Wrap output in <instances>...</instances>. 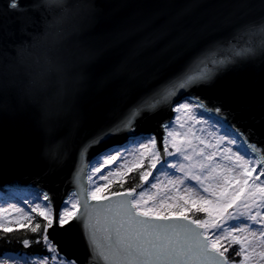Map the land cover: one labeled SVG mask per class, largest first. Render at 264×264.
I'll use <instances>...</instances> for the list:
<instances>
[{
  "label": "water",
  "instance_id": "water-1",
  "mask_svg": "<svg viewBox=\"0 0 264 264\" xmlns=\"http://www.w3.org/2000/svg\"><path fill=\"white\" fill-rule=\"evenodd\" d=\"M72 2L90 7L59 34L47 26L43 9L31 7L33 0H20V11L0 0V192H49L56 211L86 183L87 171L81 175L77 164L82 143L189 62L226 53L235 30L264 16V0ZM61 90L65 98L59 104L55 97ZM187 95L200 97L209 109L220 107L229 124L264 148V57L181 92L173 104ZM174 116L170 106L145 113L135 134L154 135L161 146L163 125ZM127 135L92 149L89 158L125 145ZM49 236L66 258L89 264L77 221L49 229Z\"/></svg>",
  "mask_w": 264,
  "mask_h": 264
},
{
  "label": "snow or ice",
  "instance_id": "snow-or-ice-1",
  "mask_svg": "<svg viewBox=\"0 0 264 264\" xmlns=\"http://www.w3.org/2000/svg\"><path fill=\"white\" fill-rule=\"evenodd\" d=\"M23 7L20 0H8L10 10ZM31 7L43 9L47 26L63 34V25L82 17L90 5L33 0ZM245 37L242 46L234 45ZM227 45L226 53L211 60L186 64L82 143L77 164L81 175L87 171L86 183L68 195L61 210L54 209L53 196L46 191L35 193V201H22L26 207L0 204V235L21 230L36 234L35 240L24 238L22 244H42L48 253L25 264H76L49 236V229L72 221L84 231L89 264H237L235 257L240 258L238 264H264V148L250 143L221 115L220 107L209 109L200 97L187 95L173 104L181 92L209 85L226 69L264 57V16L235 30ZM64 98L62 90L55 97L59 104ZM164 106L177 116L176 126L163 125L167 135L161 139V152L156 136H138L135 129L145 113ZM210 112L214 124L204 118ZM181 114L186 117L183 123ZM122 134H128L129 144L89 158L92 149ZM58 154L54 148L53 158ZM138 170V184L107 194L109 177L119 178L122 187ZM229 249H234L232 257Z\"/></svg>",
  "mask_w": 264,
  "mask_h": 264
},
{
  "label": "trees",
  "instance_id": "trees-1",
  "mask_svg": "<svg viewBox=\"0 0 264 264\" xmlns=\"http://www.w3.org/2000/svg\"><path fill=\"white\" fill-rule=\"evenodd\" d=\"M145 165L147 167V161H145ZM146 170V169H145ZM141 170H138L137 172L131 173L128 177H126V182L123 183V186L121 187L120 180L117 177L111 178L110 180L112 183L109 185L108 193L111 194V192H123L127 189L135 186L139 183L138 173ZM147 187V185H145ZM139 191V189H137ZM5 196V193L0 192V198H3ZM37 221H42V218H37ZM36 221H34L35 223ZM24 238H28L31 240H35L37 238L36 234L32 233H24L23 230L16 234H9L8 236H2L0 235V260H8L9 264H13L11 260L6 259L7 254H14L17 257L25 258L26 261L31 260L36 255H48V253L45 251L44 246L42 244H35L33 243L31 247H24L22 244V240ZM234 249H229L228 255L232 257V252ZM239 257H235L236 261H239Z\"/></svg>",
  "mask_w": 264,
  "mask_h": 264
},
{
  "label": "rangeland",
  "instance_id": "rangeland-1",
  "mask_svg": "<svg viewBox=\"0 0 264 264\" xmlns=\"http://www.w3.org/2000/svg\"><path fill=\"white\" fill-rule=\"evenodd\" d=\"M176 116H177V113H175V116H174V118L172 120L173 126H176L175 123H174ZM204 118L208 119L209 123H213V124L215 123V117H211V116L205 115ZM185 119H186V117L183 114H181L180 122L183 123L185 121ZM197 127H200V126L198 125ZM216 127L219 128L220 125H216ZM223 132H224V128H221L220 129V133L223 134ZM166 135H167V133H166ZM126 144H129V142L126 143ZM130 146L134 147V145H130ZM170 150H171V148H170ZM132 159H133L132 157H129V161L130 162H131ZM167 159L168 160H173L175 158L169 157ZM154 175H157V173H154ZM114 177L115 176L109 177V179L114 178ZM160 179L163 180V176H160ZM262 179H264V178H262ZM100 183L103 184L104 181H100ZM147 187H145V188H147ZM152 191H155V190H152ZM37 192L38 191L34 190L33 188H28V189L27 188L26 189L25 188H21V189H7V192H5V196L3 198H0V204H3L5 206H7L8 203H17L18 206H20V207H26L22 203V201H24V200L35 201V199H36L35 193H37ZM5 258L11 260V262L13 264H25V262H26L25 258L17 257L14 254H7ZM236 262L238 264V261H236Z\"/></svg>",
  "mask_w": 264,
  "mask_h": 264
},
{
  "label": "bare ground",
  "instance_id": "bare-ground-1",
  "mask_svg": "<svg viewBox=\"0 0 264 264\" xmlns=\"http://www.w3.org/2000/svg\"><path fill=\"white\" fill-rule=\"evenodd\" d=\"M206 115H208V116H214V115H212V113H209V114H206ZM215 117V116H214ZM226 126V125H225ZM227 127V126H226ZM26 189V188H25ZM28 189V188H27Z\"/></svg>",
  "mask_w": 264,
  "mask_h": 264
}]
</instances>
